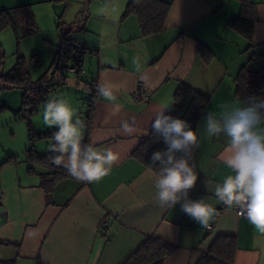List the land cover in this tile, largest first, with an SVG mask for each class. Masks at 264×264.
<instances>
[{"label":"crops","instance_id":"obj_1","mask_svg":"<svg viewBox=\"0 0 264 264\" xmlns=\"http://www.w3.org/2000/svg\"><path fill=\"white\" fill-rule=\"evenodd\" d=\"M130 1L0 0V11L10 13L16 23L1 31L13 28L17 38L41 32L51 43L47 37L55 11L64 17L73 10V21L79 15L81 23L69 39L84 46L81 67L89 71L86 83L95 86L90 90V124L88 119L85 124L87 143L112 148L119 157L110 174L98 182L66 178L54 183L46 166L26 156L31 148L38 156L47 154L51 140L31 144L26 123L23 134L15 118L0 122V264H124L147 237L176 247L164 264H197L215 238L224 235L237 242L233 264H264V248L253 243L259 234L233 210H221L222 203L214 196L215 184L234 175L223 162L224 137H205L201 126L200 146L193 153L200 179L189 198L203 197L216 209L209 230L183 213L180 204L162 207L154 188L156 174L132 157L150 137L155 114L174 106L180 84L209 97L204 113L237 100L234 80L250 52L264 62V0H253L254 47L248 53L249 42L229 26L240 13L237 0H163L170 3L164 28L150 35H142L134 14L124 16ZM38 14L49 20L45 28ZM62 24L58 17L57 28ZM19 28L29 33L20 35ZM4 62L0 48V75L5 73ZM139 83L147 96L135 97ZM100 86L111 90L115 100L104 99ZM125 121L128 132L121 128ZM44 141L49 143L43 145ZM205 181L210 182L209 190ZM105 220L104 233L100 225Z\"/></svg>","mask_w":264,"mask_h":264},{"label":"clouds","instance_id":"obj_2","mask_svg":"<svg viewBox=\"0 0 264 264\" xmlns=\"http://www.w3.org/2000/svg\"><path fill=\"white\" fill-rule=\"evenodd\" d=\"M133 63L140 72V65L135 60ZM98 91L104 99L115 100L111 90L100 86ZM169 111V107H162L150 125L165 146L150 157L152 165L157 166L154 188L158 203L170 208L180 204L181 211L202 227H207L214 217L216 209L203 197L189 198L200 179L193 153L200 146L198 133L202 126L205 137L226 139L223 162L234 173L215 184V198L229 209H239V214L259 234L253 243L264 248V96H247L219 111H207L196 129L187 120L166 114ZM42 120L47 128L56 129L48 149L56 154L52 157L55 165L63 166L70 176L84 182H98L110 174L118 154L112 148L82 143L84 121L67 99H48ZM121 128L128 132V123L125 121ZM209 184L205 181L207 190Z\"/></svg>","mask_w":264,"mask_h":264},{"label":"trees","instance_id":"obj_3","mask_svg":"<svg viewBox=\"0 0 264 264\" xmlns=\"http://www.w3.org/2000/svg\"><path fill=\"white\" fill-rule=\"evenodd\" d=\"M240 3V13L229 21V26L244 37L249 46L248 53L254 45L251 44L254 26L256 22L254 1L237 0ZM170 9V3L163 0H131L126 7L124 16L134 14L139 22L142 35L156 34L163 30L164 24ZM9 25H16L13 16L5 11H0V31ZM29 30H24L23 35L28 34ZM199 51L204 52V47L200 45ZM57 64L61 65L65 72L69 66L75 65L74 48L70 44V39L65 35H60L58 53L56 54ZM258 56L250 52L246 64L238 71L234 83V95L237 99L243 100L247 96H260L264 93V62L257 61ZM31 65L39 67L42 64L40 55L31 57ZM70 65H67L69 64ZM79 66L81 64L77 63ZM52 75L47 72L44 81H32L28 72L27 60L18 57L14 66L8 72L0 75V88L20 89L22 91L21 108L14 111L15 114L22 113L26 123L28 140L32 144L38 140H51V134L56 129L46 132L36 133L33 130L31 118L40 111L41 103L52 93L55 92L59 83L52 82ZM92 90L95 86L92 85ZM209 97L184 85L180 84L175 93V104L167 114L190 122L193 129L200 117L204 114ZM93 99L90 98L88 104V123L91 120ZM6 105L0 106V113L8 110ZM88 129H86L87 143ZM52 142V141H51ZM164 144L155 134L150 133V137L143 141L140 146L132 153V157L138 160L145 168L157 173V166L152 165L150 157L156 150H163ZM55 153L48 152L38 156L31 148L26 151L27 159L46 166L50 172L48 176L54 183L66 178H73L63 166L53 163L52 157ZM237 242L233 236H218L211 244L208 251L202 256L197 264H233ZM176 247L160 238L147 237L144 243L128 258L124 264H164V260L175 251Z\"/></svg>","mask_w":264,"mask_h":264},{"label":"rangeland","instance_id":"obj_4","mask_svg":"<svg viewBox=\"0 0 264 264\" xmlns=\"http://www.w3.org/2000/svg\"><path fill=\"white\" fill-rule=\"evenodd\" d=\"M72 3L76 4V2H72ZM56 9L61 10L60 8H55V10ZM55 12L57 14L55 15L56 17H54L53 23H52V20L51 22H49V20L47 18L45 19L43 15H39L40 13L38 14V17L40 16L39 18H40L41 24H44V28L48 26V22L50 24L51 36L48 35L47 38L51 39V43H46L41 32H35L28 36H21V37L18 35V38L14 35L13 28H7L6 30L0 32V44H1L0 48L3 54V59L5 61L4 62L5 63L4 65L5 73L11 70V68L16 63L18 57H22L27 60L28 72L30 74L32 81L37 82L39 80L40 81L45 80V75L49 71V69L52 67L53 61L56 57V54L58 53L60 33L63 32V34L68 39L74 38L77 32V29H78L76 24L81 23L78 14H77L78 16L75 14L76 20L73 21L74 20L73 10L68 11L64 17L62 16L61 11L56 10ZM238 15L239 14H236V16ZM58 17L62 20V23H63L61 25V29L57 28ZM23 27L25 28L26 25ZM24 28L17 29V33H20V35H23ZM53 35L56 37H54ZM33 55H40L42 57V64L39 67H33L31 65L30 60ZM67 65H70V63ZM88 72L89 71L86 66L85 74L80 77L82 81H85V82L89 81L90 76ZM68 76L71 77L72 75L68 73ZM90 96H91L90 90H82V89L70 87L64 84H60L55 90V92L50 94L41 103L39 107L40 111L31 118L33 130L36 133H39V131L41 132L42 130H45L42 132H46V131H51L55 129V128H52V129L47 128L43 124V120H42V112H43L44 103L52 97L67 99L69 103L71 104V106L76 110L79 117L84 121V124H86L87 117H88V110H89L88 104H89ZM21 97H22V91L20 89H10V90L0 91V106L4 104L7 106H10L9 108H11L10 111L5 110L0 113V122H3V121L8 122V120H12L15 118L17 120L16 125H19L17 129L21 128V130L23 131L22 133L25 134L26 128H25V122L23 120V114L14 113V111H18L21 108ZM82 132H83V137H84L86 133V126L83 128ZM83 141L84 140L82 138V143H84ZM43 143H44L43 145H47L49 142L44 141Z\"/></svg>","mask_w":264,"mask_h":264},{"label":"built area","instance_id":"obj_5","mask_svg":"<svg viewBox=\"0 0 264 264\" xmlns=\"http://www.w3.org/2000/svg\"><path fill=\"white\" fill-rule=\"evenodd\" d=\"M70 44L72 45V47L74 48V62L75 65L69 66L68 67V72L76 77H81L84 74V70L82 69L81 66H79L77 63L81 64L82 61V57L85 53V49L84 46L82 44H80L77 41L74 40H70ZM147 96L146 91L142 85V83L138 84V88L136 89V93H135V97L137 98H141V97H145ZM2 198H3V194H2V185L0 183V204L2 202ZM229 209L227 208L225 205L221 204V210H226ZM231 210H233L235 212V214L237 215V217L239 218H244V216L239 214V209L237 208H232ZM106 226H107V220L103 221L100 225L101 230L105 233L106 231ZM211 227L207 226V229L209 230Z\"/></svg>","mask_w":264,"mask_h":264},{"label":"water","instance_id":"obj_6","mask_svg":"<svg viewBox=\"0 0 264 264\" xmlns=\"http://www.w3.org/2000/svg\"><path fill=\"white\" fill-rule=\"evenodd\" d=\"M68 71V68L66 66ZM49 76L52 75V82L64 84L70 87L82 89V90H91L93 87L88 85V83L82 81L79 77L76 76H68L69 72H65V69L61 67V65L57 64V57H55L52 67L48 71Z\"/></svg>","mask_w":264,"mask_h":264}]
</instances>
